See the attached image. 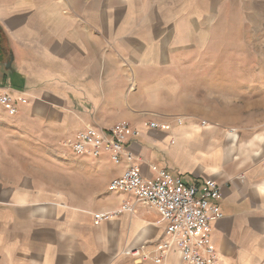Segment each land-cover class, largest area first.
Here are the masks:
<instances>
[{"label":"crops","instance_id":"obj_1","mask_svg":"<svg viewBox=\"0 0 264 264\" xmlns=\"http://www.w3.org/2000/svg\"><path fill=\"white\" fill-rule=\"evenodd\" d=\"M0 27V95L17 107L0 101V264H136L133 250L158 253L165 222L144 205L122 212L136 198L110 188L125 164L68 144L120 122L140 132L127 146L146 178L221 185V264H264V129L250 110L264 99L259 79L189 69L222 28L232 58H256L264 0H0ZM233 105L237 122L261 129H230ZM180 261L174 248L166 264Z\"/></svg>","mask_w":264,"mask_h":264},{"label":"built area","instance_id":"obj_2","mask_svg":"<svg viewBox=\"0 0 264 264\" xmlns=\"http://www.w3.org/2000/svg\"><path fill=\"white\" fill-rule=\"evenodd\" d=\"M3 104L10 113L15 114V101L5 94L0 95ZM151 129L170 130V126L156 122L148 124ZM140 132L126 122H120L109 130L87 127L79 132L69 146L77 157H98L109 153L115 163L125 164L122 178L111 182L110 188L117 193H132L135 203L127 201L122 212H135L137 205L155 210L166 224L167 239L159 246L156 255L143 246L131 252L139 264L152 261L166 264L170 253L177 248L181 264H221L218 251L212 239V222L224 215L218 205L221 198V185L208 181L204 186L184 185L179 178L170 177L165 171H159L155 179L143 175L137 158L128 149L130 137H138ZM96 213V222L110 220L112 215Z\"/></svg>","mask_w":264,"mask_h":264},{"label":"rangeland","instance_id":"obj_3","mask_svg":"<svg viewBox=\"0 0 264 264\" xmlns=\"http://www.w3.org/2000/svg\"><path fill=\"white\" fill-rule=\"evenodd\" d=\"M228 17L229 16L227 15V18ZM258 27L261 28V26H258ZM258 27H256V29H258ZM220 31L222 35L216 37L213 40L212 50H205L202 59L199 60L198 62L189 63L190 67H193L189 69L194 70V71H198V70L205 71L206 70V71L213 72V70H218V69L223 68L226 73V78L228 79V84L229 82H235L236 79L242 78V81H244V80H255L256 78H258L259 79V83H258L259 93H261L262 95V93H264V53H263L264 42L262 39V34H260L261 37L258 40V42L255 44V46L257 47V52H258V56L256 58L253 59V58L245 57L243 59H234L232 58L233 48H232V41H231V33L229 32L226 33L225 28L220 29ZM239 66H241L243 72L237 71V68ZM244 70H247V71L251 70L252 72L245 73ZM254 71H256V73H253ZM205 78L214 79V77L210 74H207ZM186 80H196V79L190 78ZM214 80H210V82H214ZM208 95L209 94H207V97ZM257 101L260 102V104L258 105L260 109H257L256 107H251L250 110H251V113L253 114V117L256 118V117L261 116L262 118L261 128L264 129V99L260 98ZM235 103L236 102L233 101L234 105ZM234 105L228 107V114H234L235 115L234 118L236 119L238 118V115H237L238 107ZM174 118L176 117H173V119ZM176 121H177L176 123H181V122H178V120ZM237 121L238 120L236 119V121L230 122L229 128L240 130V131H249V132H253L260 128L258 127L260 123L255 122V121H250V122H245V123H241ZM201 125L203 127H206L207 123L202 121ZM208 125L209 127H213V128L220 126L218 124L217 125L215 124V126L211 124H208ZM125 264H133V263H130L128 261V263H125ZM136 264H139V263L136 262Z\"/></svg>","mask_w":264,"mask_h":264},{"label":"trees","instance_id":"obj_4","mask_svg":"<svg viewBox=\"0 0 264 264\" xmlns=\"http://www.w3.org/2000/svg\"><path fill=\"white\" fill-rule=\"evenodd\" d=\"M3 33V30L1 29V27H0V37H1V34ZM1 41V40H0Z\"/></svg>","mask_w":264,"mask_h":264}]
</instances>
